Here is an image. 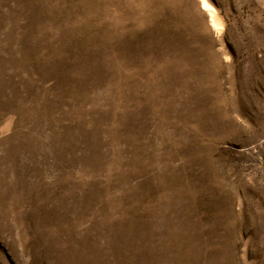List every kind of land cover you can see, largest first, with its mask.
Wrapping results in <instances>:
<instances>
[{
    "label": "rangeland",
    "instance_id": "374dc122",
    "mask_svg": "<svg viewBox=\"0 0 264 264\" xmlns=\"http://www.w3.org/2000/svg\"><path fill=\"white\" fill-rule=\"evenodd\" d=\"M0 264H264V0H0Z\"/></svg>",
    "mask_w": 264,
    "mask_h": 264
},
{
    "label": "bare ground",
    "instance_id": "6f19581e",
    "mask_svg": "<svg viewBox=\"0 0 264 264\" xmlns=\"http://www.w3.org/2000/svg\"><path fill=\"white\" fill-rule=\"evenodd\" d=\"M203 7L209 12L211 17H214V10L212 8H210L205 2H203Z\"/></svg>",
    "mask_w": 264,
    "mask_h": 264
}]
</instances>
